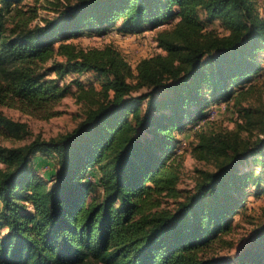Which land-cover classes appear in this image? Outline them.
<instances>
[{
  "label": "trees",
  "instance_id": "16d2710c",
  "mask_svg": "<svg viewBox=\"0 0 264 264\" xmlns=\"http://www.w3.org/2000/svg\"><path fill=\"white\" fill-rule=\"evenodd\" d=\"M37 16L31 1L0 0V137L23 142L0 145V264H264V226L233 256L218 252L233 248L225 237L247 197L264 194V117L240 106L264 83L257 0H74L33 26ZM172 23L134 68L110 45L68 42ZM69 72L99 78L76 96L83 118L29 139L1 108L54 116ZM227 103L256 138L212 130L210 108ZM192 129L189 146L214 170L184 190L176 151ZM48 160L52 173H36Z\"/></svg>",
  "mask_w": 264,
  "mask_h": 264
},
{
  "label": "rangeland",
  "instance_id": "374dc122",
  "mask_svg": "<svg viewBox=\"0 0 264 264\" xmlns=\"http://www.w3.org/2000/svg\"><path fill=\"white\" fill-rule=\"evenodd\" d=\"M32 4L36 5L37 18L33 22V26H39L43 24L44 18H54L59 16L60 12L64 10L68 1L74 0H28ZM264 5V0H257V7L259 14L264 17V12H260V8ZM200 20L203 22L206 20V15L203 10H199ZM173 24L165 25L155 30H146L142 33H126L119 29H114L103 35H83L80 38L68 40L80 48H102L110 45L118 50L125 60L130 64L132 68L135 67L137 62L142 58H147L156 53L161 52L157 47L156 36L159 31L168 30L173 27ZM57 60L63 59L59 56ZM50 63L45 65V69ZM47 78H57L56 73L52 71H45ZM99 78L93 72H85L82 74L69 72L63 75L62 78H58V83L61 87H67L66 94L55 104V115L49 118H45L40 114H27L19 109L3 107L1 108L7 116L15 121L26 123L29 131L31 132L29 139L34 136H41L43 138H49L58 134L66 133L72 130L79 121L83 118L85 113V105L76 99L79 92L83 90L87 91L92 86L99 88ZM80 84V86H79ZM258 87L252 91L246 100L242 101L240 106L244 108H251L253 110H259L260 114L264 117V83L263 79L260 80ZM255 108V109H254ZM237 109L230 105V103L214 105L210 108L209 112V125L212 130L227 132L238 131L241 139L256 138L258 136V130L254 129L252 134L248 131L239 129L236 127V122L244 125V121L237 115ZM260 114H254V119H259ZM198 127H196L197 129ZM193 130L188 131L180 138V143L177 149V162L180 166V179L178 187L184 190H190L194 185V180L198 175L199 170H214L213 161L206 158H202L199 155L194 154L192 147L189 146L190 138L193 135ZM10 139H3L0 137V145L10 146L14 144ZM15 143V145L22 144ZM53 161L48 160V164L37 165L36 173L47 176L52 173ZM261 168L258 172L261 173ZM257 173V172H256ZM174 206L173 199H165L162 207L172 208ZM234 226L232 232L225 238L231 240L234 245L233 248L220 249V255L233 256L241 246L245 245L254 228L258 226H264V194L256 195L250 194L246 201L244 210L234 217Z\"/></svg>",
  "mask_w": 264,
  "mask_h": 264
},
{
  "label": "built area",
  "instance_id": "2783aa9c",
  "mask_svg": "<svg viewBox=\"0 0 264 264\" xmlns=\"http://www.w3.org/2000/svg\"><path fill=\"white\" fill-rule=\"evenodd\" d=\"M260 12H264V5L260 8Z\"/></svg>",
  "mask_w": 264,
  "mask_h": 264
}]
</instances>
